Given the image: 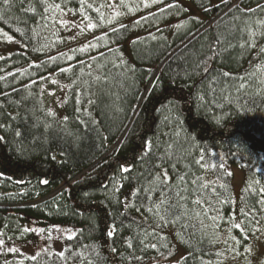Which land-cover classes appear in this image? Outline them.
Instances as JSON below:
<instances>
[{
  "label": "trees",
  "instance_id": "1",
  "mask_svg": "<svg viewBox=\"0 0 264 264\" xmlns=\"http://www.w3.org/2000/svg\"><path fill=\"white\" fill-rule=\"evenodd\" d=\"M116 1L120 15L101 8L103 21L105 0L0 4V32L26 48L0 59V182L34 201L59 192L51 214L0 204V264H264V252L244 254L264 247V0H192L200 16L171 0ZM53 4L98 27L73 43ZM53 79L67 84L61 114L44 99ZM233 166L246 173L238 207ZM162 191L186 197L175 222L147 210Z\"/></svg>",
  "mask_w": 264,
  "mask_h": 264
},
{
  "label": "rangeland",
  "instance_id": "2",
  "mask_svg": "<svg viewBox=\"0 0 264 264\" xmlns=\"http://www.w3.org/2000/svg\"><path fill=\"white\" fill-rule=\"evenodd\" d=\"M146 1L149 2L153 0H146ZM162 1H165V0H162ZM171 2L182 5L185 9H187L190 12L191 15L200 16V12L197 9V7L194 5L192 0H171L170 3ZM212 2L213 4H216L219 2V0H212ZM108 3L115 4L116 8L115 10H113L107 6L102 7L105 13L114 15L117 11H119L116 0H105L103 5H107ZM56 17L59 20V22L61 20L67 22L65 24H62V26L64 27L66 33L68 34V38L71 39L73 43L74 41L78 42L79 40H83L86 37L90 36L91 30L85 29L84 31H80L77 25H80L81 27H83L82 23L74 20L68 14L61 15V13H56ZM137 36H138L137 33H132L130 40L127 42L126 50L129 51L130 42L134 40L135 38H137ZM15 53H26L25 46L19 40L15 38H13L12 41L9 42L7 40V37L4 36L2 32H0V57H2V59L7 58ZM53 80H56L57 83L53 84L52 82H50L45 86L44 99H45L47 106L50 108V110L54 111L57 114H61L62 106L64 104V98H65L66 91H67V84H65L59 79H53ZM50 93H54V95H51ZM231 171L233 173L232 187H233V195H234V204H235V207H238V204L240 203V199H241L242 188H243L245 178H246V173H245V170L240 166L231 167ZM120 188H121V185H120V181L118 180L114 184L113 189L110 191V195L116 196L119 193ZM58 193L59 192H54L50 194L47 198H44L40 201H34L33 198L28 197V194L26 193V191L24 192L23 190L21 191L16 190L8 186L4 182L3 183L0 182V202H1L0 204L5 203L7 205H13L17 209H21V208H28L30 210L41 209V210H44V212H48L51 214V212L49 211L50 210L49 208L52 207V205L50 204L47 207L46 204H48L50 200H54L55 197L58 195ZM261 247L262 246L260 245V243L259 245L255 243V246L251 248H247L244 254H247L248 258L249 259L252 258L253 260L257 257V255H260L262 252H264V247H263V250L261 249ZM185 254H186V251L180 248L179 257H182Z\"/></svg>",
  "mask_w": 264,
  "mask_h": 264
},
{
  "label": "snow or ice",
  "instance_id": "3",
  "mask_svg": "<svg viewBox=\"0 0 264 264\" xmlns=\"http://www.w3.org/2000/svg\"><path fill=\"white\" fill-rule=\"evenodd\" d=\"M153 2H162V0H153ZM225 2H227V0H225ZM121 3H123V0H121ZM0 4H2L3 6L7 7V6H9V4H10V0H0ZM84 6H85V5H84V0H81V11H83ZM105 6L111 8V9H113V10H115V8H116V5L113 4V3H108L107 5H101V6H99V7H96V8H95V11L99 14V15H98V18H99V20H101V21L104 20V14H103V12L101 11V8H102V7H105ZM149 6H150V4L147 3L146 0H145V2H144V7H149ZM174 6H175V5H168V7H174ZM87 7H93V5L88 4ZM49 8H51V9H53V10H58V11H60L61 15L63 14V11H64V10L61 8V5H60V4H53V5H50L48 8L45 9V11H48ZM164 10H165V9H161V11H164ZM33 11H34V9H33ZM248 11H250V12H254L255 9H248ZM116 15H120V13H119V12H116ZM60 22H61V24H65V23H67L66 21H63V20H61ZM109 22H111V20H109ZM81 23H82L83 27H81L80 25H77V27L79 28L80 31H84L85 29H87V30H94V29H96V28L98 27L97 23H94L93 20H92L91 18L87 17V16H85V17L83 18V20L81 21ZM122 27H123V26H122ZM0 31H2V30H0ZM116 31H118V29H113V32H116ZM3 35L7 37V40H8L9 42L12 41V39H13L12 36L8 35L7 33H3ZM105 38H106L105 36H101V37H98L97 39H98V40H103V39H105ZM88 46H90V47H96V45H88ZM71 51H73V52H75V51L84 52V51H86V46H82V47H80L79 49H72ZM0 59H2V57H0ZM68 59H72V57H68ZM61 71H62V72H70V71H71V68H63V69H61ZM51 82H52L53 84H56V83H57L56 80H52ZM50 94H51V95H54V93H50ZM65 119H67V118L65 117ZM0 127H3V126L0 125ZM17 135H19V133H17ZM0 139H3V137H0ZM145 148H146V152H145V154H147V152H150V151H151V141H146ZM53 159H55V157H53ZM195 163H196L197 165L202 166V167H205V166H206L205 163H204V157H203V155H201L200 159L196 160ZM209 167H211V168L214 169V168L217 167V165L212 164V165H210ZM219 167H220V168H223L224 165L221 163V164L219 165ZM131 170H132L131 166L121 165V168H120V172H121V173H130ZM228 175H231V173H228ZM157 179H160V177L157 176ZM179 179H180L182 182L184 181V177H183V176L179 177ZM170 180H171V178H170V177L168 176V174H167V169H164V170H163V180H162V182H168V181H170ZM198 180H200L199 177L193 179V180L191 181V183L195 186V185L197 184V181H198ZM40 183L47 185V184L49 183V181H48L47 179H44V180L40 181ZM256 183H259V181H256ZM199 186H200L201 188H206V187H207V185L204 184V183H201ZM221 187H224V186L221 185ZM117 191H118V189H117ZM139 191H140V189H136V192H137V193H138ZM145 191L147 192V191H149V189H145ZM259 193L262 194V195H264V188L259 189ZM161 197H162V199L159 201V203H155V202H154V205H155L154 208L149 207L147 210H148L149 212H153L154 215L158 217V220H159V221H164V222H166V223H167V222H175L174 220H173V221H169V220L166 219V218L169 217V216H171V215H175V211H176L178 208H180V207H185V206L182 205L180 202L183 201V200H185L186 197L181 196L179 192H175V193H174V196L171 197V198H169L168 195H167V193H165V192H163V191L161 192ZM171 200H175L176 202H175V203H172ZM193 203H197V204H199V203H201V201H200V200H194ZM259 203H260V205H261L262 207H264V199H261V200L259 201ZM137 211H139V209H137ZM186 211H187V209H186V207H185V212H186ZM161 212H163V214H161ZM241 214H242L246 219H248V218L250 217V215H251L250 213L245 212L243 208L241 209ZM175 218L178 220L180 217H179V215H176ZM233 219H234V217H233ZM54 227H56V229H57L58 231H62V234H63V232H67V231H68V230H60V229H59V226H54ZM234 227H235L236 229H239L241 232H244V231H245V229L241 226L240 223H234ZM24 231H39V232H44L45 230H44V229L36 230V229H27V228H26ZM116 231H117V230H116V227H115V225H113L112 228H111V230H109V231L107 232V235H108L109 237H113V236L115 235ZM2 235H3V234L0 233V237H2ZM49 238H51V237H49ZM67 238H68V239H72L73 236H72V235H68ZM225 242H226V241H225ZM237 243H238V241H237ZM4 244H5L4 239H3V238H0V246H3ZM129 247H131V244H129ZM151 247L155 248L156 245L153 244V245H151ZM7 250H8L9 252H18V251H19L17 248H14V247H12V248H8ZM233 250H234V249H233ZM41 251H43V249H42ZM113 251H115V249H113ZM249 251H250V249H249ZM38 255H39V253H37V255H35V256H32L31 259H32V260H36ZM58 255L61 256V257H63V256H64V253H63V252H60V253H58Z\"/></svg>",
  "mask_w": 264,
  "mask_h": 264
}]
</instances>
